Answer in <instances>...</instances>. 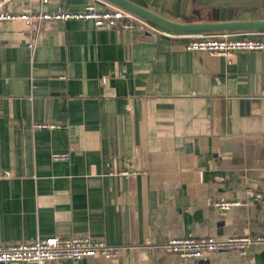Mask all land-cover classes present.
Masks as SVG:
<instances>
[{
  "label": "crops",
  "instance_id": "1",
  "mask_svg": "<svg viewBox=\"0 0 264 264\" xmlns=\"http://www.w3.org/2000/svg\"><path fill=\"white\" fill-rule=\"evenodd\" d=\"M131 1L181 23L264 20V0ZM181 43L93 20H0V246L89 235L120 255L50 264H264V244L191 262L163 249L172 238L264 234V49L228 58Z\"/></svg>",
  "mask_w": 264,
  "mask_h": 264
},
{
  "label": "built area",
  "instance_id": "2",
  "mask_svg": "<svg viewBox=\"0 0 264 264\" xmlns=\"http://www.w3.org/2000/svg\"><path fill=\"white\" fill-rule=\"evenodd\" d=\"M38 10L29 12H14L3 9L0 4V20L23 21L26 25L45 21H67L72 19L93 20L99 28H119L134 30L136 28H150L160 32L161 36L181 40V44L188 50L204 51L212 55L230 58L240 50H263L264 40L260 37L264 31H224L218 33L175 32L168 29L154 27L150 21L132 11L107 3L105 0H90L83 10L74 11L69 6H59L53 12L44 10L50 0H37ZM154 27V28H153ZM260 34V35H252ZM36 40L29 44L35 48ZM52 128L61 127L60 124H44ZM128 174V172H124ZM260 204H264V195H255ZM239 200L217 202L216 206L222 210H229L239 204ZM264 244V234H238L228 236L207 235L199 237L172 238L164 246L166 252L178 255L183 261L191 262L203 259L207 254L226 251H237L246 254L254 247ZM122 247L108 244L103 239L92 238L89 235H64L37 238L33 242H8L0 246V263L12 264L33 261L36 264H50L63 260H80L86 257L102 256L115 258L120 255Z\"/></svg>",
  "mask_w": 264,
  "mask_h": 264
},
{
  "label": "water",
  "instance_id": "3",
  "mask_svg": "<svg viewBox=\"0 0 264 264\" xmlns=\"http://www.w3.org/2000/svg\"><path fill=\"white\" fill-rule=\"evenodd\" d=\"M71 0H67L70 3ZM117 6L132 11L159 26L175 32L195 33V32H212V31H248V30H264V20H211L195 23H181L165 18L151 10L131 1V0H106ZM264 40V37H262ZM170 44V40H164Z\"/></svg>",
  "mask_w": 264,
  "mask_h": 264
}]
</instances>
